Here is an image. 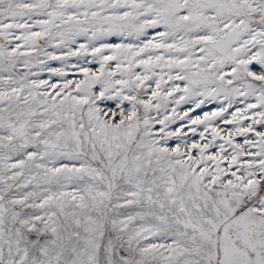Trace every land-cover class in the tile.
<instances>
[{
	"label": "snow or ice",
	"instance_id": "obj_1",
	"mask_svg": "<svg viewBox=\"0 0 264 264\" xmlns=\"http://www.w3.org/2000/svg\"><path fill=\"white\" fill-rule=\"evenodd\" d=\"M0 264H264V0H0Z\"/></svg>",
	"mask_w": 264,
	"mask_h": 264
}]
</instances>
